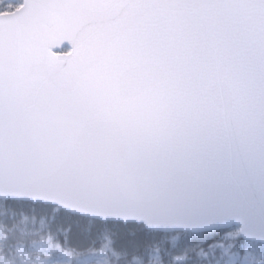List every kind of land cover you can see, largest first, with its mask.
<instances>
[{"label": "snow or ice", "instance_id": "6c2138e0", "mask_svg": "<svg viewBox=\"0 0 264 264\" xmlns=\"http://www.w3.org/2000/svg\"><path fill=\"white\" fill-rule=\"evenodd\" d=\"M0 264H264V0H0Z\"/></svg>", "mask_w": 264, "mask_h": 264}]
</instances>
